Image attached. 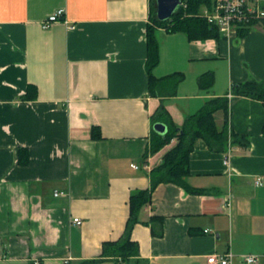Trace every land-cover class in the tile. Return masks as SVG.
I'll return each mask as SVG.
<instances>
[{
  "label": "crops",
  "instance_id": "0c3cea01",
  "mask_svg": "<svg viewBox=\"0 0 264 264\" xmlns=\"http://www.w3.org/2000/svg\"><path fill=\"white\" fill-rule=\"evenodd\" d=\"M58 10L62 20L43 28ZM148 23L149 0H0V264L98 258L123 235L130 196L150 188L151 169L176 143L145 158L156 109L180 128L225 96L229 127L248 146L211 150L195 139L185 184L202 192L158 184L132 227L138 260L129 264H207L226 252L230 264L248 254L264 264V107L229 93L264 81V27L205 40L157 29L151 74L181 78L151 94ZM208 72L213 85L201 90ZM214 123L222 127V111Z\"/></svg>",
  "mask_w": 264,
  "mask_h": 264
},
{
  "label": "trees",
  "instance_id": "16d2710c",
  "mask_svg": "<svg viewBox=\"0 0 264 264\" xmlns=\"http://www.w3.org/2000/svg\"><path fill=\"white\" fill-rule=\"evenodd\" d=\"M176 13L165 21H159L155 14V0H149V23L146 27V71L151 94H155L157 84L167 80L177 81L181 76L170 75L156 80L152 69L158 63V44L156 30L161 28L167 33L180 32L185 34L188 40H205L208 38H219L217 29L208 25L205 19L198 16L203 7H209L212 0H182ZM251 28L240 29L237 35L241 37ZM175 79V80H174ZM214 75L212 72L204 73L198 78V86L201 90H208L212 87ZM230 95L243 96L260 101L264 107V81L247 80L243 83L233 84L230 88ZM29 98V96H26ZM229 102L228 98L219 97L205 101L202 107L194 114L186 117L183 125L178 128L169 117L166 109L160 106L152 116V124L162 123L167 130L164 134L157 133L154 129L150 138V144L146 151L145 158L160 151L163 147L176 140L175 145L170 148L162 157L160 165L151 169L149 173L150 188L146 191H138L130 196L129 217L126 221L123 235L117 241L105 242L98 258L81 260L71 264H101L103 261L111 260L114 263L129 264L138 256V249L135 242L130 239L132 227L138 221V212L142 206L150 201V193L160 183H174L183 187L189 193H201L185 184V177L189 172V155L193 150L194 140L202 139L211 150H219L225 144L239 145L246 147L249 144L248 137L235 133L229 127ZM223 112V124L216 129L214 114ZM264 132V126H263ZM92 137L97 138L95 129H92ZM228 145V146H229ZM223 148V147H222ZM160 221L161 218H152ZM153 234L156 231L152 228Z\"/></svg>",
  "mask_w": 264,
  "mask_h": 264
},
{
  "label": "built area",
  "instance_id": "2783aa9c",
  "mask_svg": "<svg viewBox=\"0 0 264 264\" xmlns=\"http://www.w3.org/2000/svg\"><path fill=\"white\" fill-rule=\"evenodd\" d=\"M183 5V2L181 3ZM62 10H58L50 15L43 23L42 27L46 28L52 22L62 20ZM198 16L205 19L209 26L217 29L220 37H229L237 33L240 29L254 28L257 26L264 27V0H212L209 7H203ZM74 29V26H69ZM133 166V165H132ZM134 168L136 166H133ZM256 186L262 185L261 179L254 181ZM62 195L55 192L54 196ZM73 223L80 225L78 218H73ZM204 232H207L204 231ZM232 255L228 252L219 255H211L207 258V264H230ZM244 264H256L259 257L248 254L242 257ZM33 264H39L34 261Z\"/></svg>",
  "mask_w": 264,
  "mask_h": 264
},
{
  "label": "water",
  "instance_id": "95a60500",
  "mask_svg": "<svg viewBox=\"0 0 264 264\" xmlns=\"http://www.w3.org/2000/svg\"><path fill=\"white\" fill-rule=\"evenodd\" d=\"M182 0H155V14L159 21H165L171 18L181 6ZM153 129L159 133L164 134L167 130L162 123H156Z\"/></svg>",
  "mask_w": 264,
  "mask_h": 264
},
{
  "label": "rangeland",
  "instance_id": "374dc122",
  "mask_svg": "<svg viewBox=\"0 0 264 264\" xmlns=\"http://www.w3.org/2000/svg\"><path fill=\"white\" fill-rule=\"evenodd\" d=\"M254 29V28H251V30ZM220 36V35H219Z\"/></svg>",
  "mask_w": 264,
  "mask_h": 264
}]
</instances>
